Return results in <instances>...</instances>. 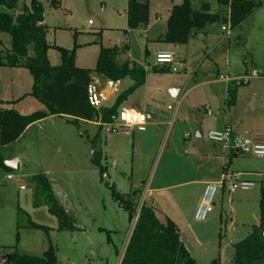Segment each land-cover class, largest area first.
<instances>
[{"label":"rangeland","instance_id":"obj_1","mask_svg":"<svg viewBox=\"0 0 264 264\" xmlns=\"http://www.w3.org/2000/svg\"><path fill=\"white\" fill-rule=\"evenodd\" d=\"M42 1L45 22L49 26L47 40L66 48L77 45L75 63L78 67L95 68L101 44L114 46L128 41L132 57L150 73L147 84L138 88L127 101L143 104L148 89V104L161 115L168 116V121L173 120L179 101L181 110L174 126L169 122L161 130H152L148 124L145 132L135 130L136 137L133 134L124 136L120 131L108 134L103 129L96 148L103 151L105 173L92 161L90 140L99 132V126L93 123L80 121L75 125L60 117L46 118L40 125L30 128L22 139L8 146L0 145L4 162L21 158L20 170L0 167V208L3 209L0 211V242L5 245L0 246V264H6L2 261L6 253L42 256L50 245L57 248L58 264H120V255L125 250L134 221H130L129 213L115 200L112 186L121 193L136 188L143 190L141 182L149 180L156 172L155 160L165 150L169 138L170 145L174 138L182 144L175 148L177 159L171 165L177 176L179 173L186 175V179L201 176L209 180L216 171L211 162L216 160L222 161V165L217 166L218 180H222V166L229 158L224 149L220 156L212 155L216 143L208 134L223 131L225 121L234 126L242 143L264 141V78L245 85L235 81L246 71L251 74L264 68V5L234 30L217 22L194 31L187 44L178 45L185 61L168 68L158 65L152 44L156 41H148L147 36L155 37L167 29L170 10L181 0H151L147 35L145 25L129 27L128 0H57L55 5L52 0ZM22 3L14 14L22 12ZM193 7L199 10L201 2L194 1ZM5 9L0 6V11ZM217 11L219 8L214 3L212 12ZM147 44L151 45L148 49ZM11 47V35L0 31V49ZM48 57L52 65L60 64L57 49L51 48ZM156 67L164 69L155 70ZM174 67L179 70L173 71ZM98 79L100 89H106L109 80ZM229 82L238 86L237 100L231 107L225 101ZM132 83L130 78L122 79L114 97L106 101L105 106L113 105L116 97ZM32 86L33 77L28 69L0 68V99L3 100L0 109L15 108L22 114L46 109L30 94ZM174 87L181 89V94L175 98L171 95ZM167 95L172 100H167ZM127 106L132 105L127 103ZM205 106L209 107L211 116L205 112ZM139 112L147 114L144 109ZM144 133L157 135V141L141 144L140 137L148 135ZM185 135H190L189 141H197L199 145H184ZM203 149L207 153L210 151V155L198 158ZM228 168L229 174L249 173L242 178L254 180L255 185L246 191L239 189L235 194L220 190L217 206L205 221H198L195 213L191 214L198 196L194 186H187L179 207H171L173 213L178 210L183 216L185 238L197 240L192 251L199 264H232L234 245L249 236L259 224L264 157L238 154ZM39 174L48 177L52 192L66 213L75 219L72 230L61 229L58 217L50 212L48 195L43 185H37L34 179ZM181 192V188L171 191L178 203ZM145 202L149 205L150 199L142 193L141 204ZM30 222L44 228H31Z\"/></svg>","mask_w":264,"mask_h":264},{"label":"trees","instance_id":"obj_2","mask_svg":"<svg viewBox=\"0 0 264 264\" xmlns=\"http://www.w3.org/2000/svg\"><path fill=\"white\" fill-rule=\"evenodd\" d=\"M21 1L0 0V6L6 8L0 11V31L12 37V47L0 49V68L28 69L33 77L30 94L43 103L46 109L28 114H22L15 108L0 109V145L8 146L18 141L30 125L50 116H58L75 125L82 120L100 122L99 132L90 141L93 148L92 161L100 167L102 173H105L107 167L102 163L103 151L96 148V141L104 129L103 125L115 122L130 95L145 84L147 69L127 57L128 44L102 46L95 68L78 67L75 63L77 45L66 48L47 40L49 26L45 23L43 1L30 0L29 3ZM194 1L201 2L199 10L193 7ZM56 2L57 0H52V4L55 5ZM150 2L151 0H128L130 28L148 24ZM21 3L22 12L14 14ZM214 3L219 8L215 13L212 12ZM263 5L262 0H182L181 3L172 6L167 31L159 40L173 45H185L194 36V31L217 22L227 24L234 30L248 21ZM51 48L57 49L60 54L58 65L50 63L48 52ZM94 76L111 82L130 77L134 83L116 97L113 105L97 109L90 104L88 92ZM237 91L238 86L231 82L226 100L228 107L236 103ZM2 102L0 99V104ZM237 154L232 150L228 156L226 169ZM4 161L0 156V167L9 169ZM34 179L37 185H43V190L48 195L50 212L58 217L60 228L72 230L75 219L61 206L52 192L48 177L39 174ZM112 188L115 200L129 213L130 221L133 222L138 215L121 264H198L182 242L178 225L170 218L161 220L159 209L154 205H148L146 202L141 204L142 189L121 193L114 186ZM259 204V224L253 227L249 236L234 245L232 264H264V179L261 181ZM30 223L31 228H44ZM11 256V264H58L57 248L54 245H50L42 256L19 253Z\"/></svg>","mask_w":264,"mask_h":264},{"label":"crops","instance_id":"obj_3","mask_svg":"<svg viewBox=\"0 0 264 264\" xmlns=\"http://www.w3.org/2000/svg\"><path fill=\"white\" fill-rule=\"evenodd\" d=\"M181 1L178 2V3H174L173 5L179 4V3H181ZM127 15H128V9H127ZM143 25H145V24H143ZM148 29L149 28L147 27V24H146L145 27H144V33L146 35L148 33ZM163 31L164 32L157 33L155 37H149V36H147L148 41H154V42L156 41V43H152L154 45V47H155L156 54L159 51H174L176 53V62L175 63H177L178 61L180 63L184 62L185 59L183 57H181V54H180L181 48L179 49V47H181V46L173 45V44L164 42L163 40H159L160 37H164L167 29L166 30H163ZM128 33H129V31H128ZM125 44H128L129 45V52H128L127 57L130 58L131 60L139 63L140 65H142L139 61L135 60L132 57L131 47H130V44H129L128 41H126V42H122L121 41L120 44H116L114 46H122V45H125ZM102 46H104V47H114V46H105V45L101 44V47ZM150 46L147 44V46H146L147 49ZM161 66L162 67L165 66V67L170 68L169 65H161ZM157 68L160 69V67H157ZM149 73H150V71L147 70V76H146V81H145V84L144 85L147 84V79H148ZM247 73H248V71H246L244 74H241L240 76L245 75ZM98 78L101 79L102 77H97V78L95 77L96 81L98 82V87L100 89V83H99V79ZM126 78H130V77H126ZM257 79H260V78H257ZM120 81H117V82L108 81L107 82V88L106 89H102V90L100 89V93H101V96H102V99H103V106H105V102L106 101H108L109 99H111V98L114 97L115 92L117 91V89L119 87ZM132 82H133V80H132ZM133 83H132V85H133ZM230 83L231 82H229V84H228V88L230 86ZM131 86H129L128 88H130ZM173 86H171V87H173ZM147 92H148V89L146 91V95H145L144 103L143 104H141V103H135V101H132V100L126 101L123 104V108L133 109V110L138 111V112H139L140 109H144L147 112V117H148L147 123L144 126L135 127L132 130H130V131H120L121 132L120 134H122V135L126 134L127 136H130V135L133 134L134 137H136L135 130H139L141 132H145V129L148 126V124L151 125L152 130H153V128H157V130H161L162 128H164L165 125H168L169 122H170L169 125L171 127L174 126L175 121L179 118V114H180V110H181V101H179V106H178V108L176 110V113L173 114V120H171V121L169 120L168 121L167 120L168 119V116L165 117L164 115H161L156 108H154L153 106H151V105L148 104V98H149L148 96L149 95H148ZM180 94H181V89H178V88H175V87L174 88H171V95L174 98L175 97H178ZM167 96H168V99H167V97H164V98L167 99V100H172L169 95H167ZM227 96H228V89H227ZM226 100H227V97H226ZM127 103H130V105H132V106H129L128 107L127 106ZM208 111H209V107L208 106H205V112H207V114L209 116H211V113L209 114ZM52 117H58V116H50V117H47V118H52ZM153 117H154V119H153ZM44 120H46V118L43 119V120H41V121H39V122H36V123L30 125L26 129V131L22 134V136L19 138V140L22 139L25 136V134L30 130V128H32V127H34L36 125H40L42 122H44ZM82 121H85V122H88V123H93V124H96L97 126L100 125V122H93V121H86V120H82ZM224 126L225 127L226 126H231L232 128L234 127L228 121H225L224 122ZM233 131H234L233 134H234L235 139H238V141H240L239 140V137L237 136V133H236V129L235 128H233ZM110 134H112V133H110ZM144 134H148V135H142L141 137L139 136L140 137V140L139 141H140L141 144L151 143V141L152 142L157 141V138H158L157 135L151 136V134H149V133H144ZM198 134L199 135H202V132L199 131ZM122 135H119V136L122 137ZM190 137H191L190 135H185V137H184L185 139L183 141V144L184 145L188 144L189 146H198L199 143L197 141H189ZM135 140H136V138H135ZM170 142H171V139L169 138L168 139V142H167V145L165 147V150L158 157V159L156 158V160H155L154 167L156 169V172L154 173V175H152L149 178V180H147V181L146 180H143L141 182V185L143 186V193H144V195L148 199H150L149 205H154L155 207H157L159 209V217H160V219L161 220H165L166 218H170L171 220H173L178 225V227L180 229V236H181L182 242L184 243V245L186 246V248L188 249V251L191 253V255L198 262L197 257L194 255V253L192 251V247H194L193 243L194 242H197V240L195 238L194 239H192V238H185V236H184V233L185 232L182 231L183 216L180 214V212L178 210L177 211L175 210V212L173 213L172 210H171V207H174V206L175 207H177V206L179 207V204L183 203V197L186 195V192L188 190L187 189V186H194L195 190L198 191V196H197V198H195V202H193L194 205H193V208L191 209V214L195 213L196 212V209L198 207V204H199V202L201 200V197H202V194H203V191H204V188H205L206 184L209 183V182H219V181H221V180H218V177H219L220 174L217 173V166L219 165V163L222 165V161L218 162L216 160H213L211 162V167L212 166L216 167V171L211 174L212 175L211 176L212 178H209V180H204V179L201 178V176H197V177H195L193 179H186V177H187L186 175H181L180 176L179 173H178V176H177V172H175V171L172 170V166L171 165H172V162H174L177 159L175 157V148L181 146L182 144L176 138L172 139L171 145H170ZM213 142L216 143V146L213 149L214 152H212V155L220 156V152H222V149H224L225 150V153H227V156L226 157H228L230 155V153L232 152V149L231 148L224 147L221 143H218V142H215V141H213ZM255 142H262V143H264L263 140L262 141L261 140H258V141L255 140ZM203 151H202V153L200 152V154L198 155V158H200V157L202 158L203 156H201V155H206V154H209L210 155V151H209V153H207L206 152L207 150H205V149H203ZM185 153L187 154V151H185ZM212 158L213 157L211 156V159ZM19 159H20V169H21V158H19ZM185 165H186V163H185ZM226 165H227V163L222 166V176H221V178L223 177L222 179L226 178V176H229L226 179V183H230V182H233V181H236V180H247V181H252V182L254 181V180H248V179L242 178V177H245V175H249V173H242V172L240 173L239 172L238 174H234V173H230L229 174V168L226 169ZM183 169H185V168H183ZM183 172H186V169L183 170ZM157 174L159 175V179L158 180H156V175ZM175 175H176V177H175ZM263 176H264V173H263ZM179 179H183V180H179ZM24 188H23V186H21V189H24ZM177 188H181L182 189L181 195L178 196L179 197V203L176 201L175 197L171 193L172 190L177 189ZM136 189H140V188H136ZM221 190H222L221 192H225L228 189H227L226 186H224ZM237 191H235L234 193H231V194H235ZM216 206H217V202H216L215 207ZM0 209H1L0 211L3 210L2 208H0ZM188 241H190V242H188ZM2 243L3 242H0V246H5Z\"/></svg>","mask_w":264,"mask_h":264},{"label":"built area","instance_id":"obj_4","mask_svg":"<svg viewBox=\"0 0 264 264\" xmlns=\"http://www.w3.org/2000/svg\"><path fill=\"white\" fill-rule=\"evenodd\" d=\"M156 61L159 65L171 66L176 62V53L174 51H159L156 54ZM172 69L173 71L179 70L176 67ZM257 78H264V70L256 69L251 74L247 73L237 77L235 81L239 85H245ZM88 92L90 104L97 109L100 108L102 106L103 99L96 79H93V82L89 85ZM208 113L210 114V111H208ZM147 120L148 117L145 113H140L129 108H122L118 119L113 123L104 124L103 127L108 134L113 133L114 131H130L135 127L144 126L147 123ZM233 133V128L231 126H226L223 131H211L208 136L211 140L221 143L224 147L231 148L238 154L252 153L258 157H264V143L255 142L252 140H246L244 143H242L241 141H238V139H235ZM8 177L14 178L13 175H9ZM228 177L229 176H226V178L219 182H209L206 184L201 200L195 212L196 220L205 221L209 214L214 211L217 194L224 186L227 187L230 193H234L238 189L248 190L255 184L254 182L247 180H236L226 183V179ZM137 219L138 215L134 219V225ZM124 252L120 255V264Z\"/></svg>","mask_w":264,"mask_h":264},{"label":"water","instance_id":"obj_5","mask_svg":"<svg viewBox=\"0 0 264 264\" xmlns=\"http://www.w3.org/2000/svg\"><path fill=\"white\" fill-rule=\"evenodd\" d=\"M5 165L12 170H20V159L16 158L10 161H6ZM263 234H264V228H263ZM2 261L6 264H11L12 262V256L9 253H6L2 256Z\"/></svg>","mask_w":264,"mask_h":264}]
</instances>
